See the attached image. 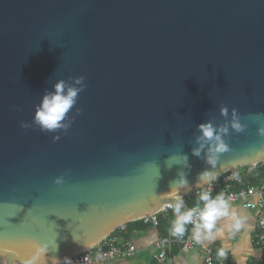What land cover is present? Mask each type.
I'll use <instances>...</instances> for the list:
<instances>
[{"label": "water", "instance_id": "obj_1", "mask_svg": "<svg viewBox=\"0 0 264 264\" xmlns=\"http://www.w3.org/2000/svg\"><path fill=\"white\" fill-rule=\"evenodd\" d=\"M59 82L75 102L44 130ZM262 130L264 0H0V264H59L183 206L264 163Z\"/></svg>", "mask_w": 264, "mask_h": 264}, {"label": "built area", "instance_id": "obj_2", "mask_svg": "<svg viewBox=\"0 0 264 264\" xmlns=\"http://www.w3.org/2000/svg\"><path fill=\"white\" fill-rule=\"evenodd\" d=\"M240 183L241 175L239 169H233L220 175L203 188L189 194L188 196H192L195 200L191 208L194 211L193 221L184 225V232L182 234H177L174 238L170 236L163 237L156 242L157 254L154 257L153 264H168L169 249L172 245H178L182 251L198 250L202 256V264H227L226 254L223 257L220 256L218 253L221 250L204 245L193 236V229L200 222L198 213L204 209L206 203L200 200V195L205 192L212 199H215L219 195L226 202H239L243 208L256 211L257 220L254 243L264 253V185L237 187ZM173 209V205L167 204L157 213L144 217L139 221L143 225L156 227L159 216ZM134 252L135 248L131 243L128 241L118 242L117 238L109 235L89 250L59 264H100L104 261L130 258Z\"/></svg>", "mask_w": 264, "mask_h": 264}, {"label": "crops", "instance_id": "obj_3", "mask_svg": "<svg viewBox=\"0 0 264 264\" xmlns=\"http://www.w3.org/2000/svg\"><path fill=\"white\" fill-rule=\"evenodd\" d=\"M180 200L183 204L180 213L183 214L187 212V208L184 200ZM227 205L228 215L219 217L213 228V232H219L220 235L207 240L203 238L207 230L201 229L202 236L198 240L195 236V226L194 238L204 245L223 250L227 256V264H252L260 261L264 254L254 243L256 211L243 208L239 202H227ZM176 220L177 213L174 207L172 211L160 215V223L157 227H144L140 221L123 226L116 231V234L120 235L117 241L131 243L135 248L133 256L104 261L100 264H153L157 254L156 242L170 234L176 235L174 231ZM237 220L241 222L239 229L235 227ZM168 264H202V256L198 250L182 251L179 246L172 245L169 249Z\"/></svg>", "mask_w": 264, "mask_h": 264}, {"label": "clouds", "instance_id": "obj_4", "mask_svg": "<svg viewBox=\"0 0 264 264\" xmlns=\"http://www.w3.org/2000/svg\"><path fill=\"white\" fill-rule=\"evenodd\" d=\"M79 82V81H78ZM77 89H69L67 93H64L63 82H59L54 86V92L43 97L41 101L40 110L36 113L35 119L40 127L44 130L52 131L59 127H62L61 121L64 119L67 112L73 106L75 102V97L77 95ZM239 130V125H234ZM202 136L207 139L213 138V128L211 125H200L199 126ZM261 134H264L262 130ZM219 140V137H216ZM225 146L222 143H218L213 151L223 152L225 151ZM194 155H199L196 151ZM209 164H214L215 161L212 158L208 160ZM209 177L208 173L201 175V180H206ZM56 183H60L59 180ZM185 181L181 179L179 185L183 186ZM200 200L206 202L204 209L198 213L201 223L196 225L195 236L199 240L201 239L202 233L201 229L207 230L203 234V238L207 240H212L216 236L220 235L219 232H213V228L216 220L219 217L228 215V205L222 196H217L215 199L210 198L207 192L200 195ZM181 203L178 202L175 206L177 213V220L174 224V231L176 234H182L184 232V225L193 221L194 211L189 210L183 214L180 213ZM235 227L239 229L241 227V222L236 221ZM45 251L44 248L38 250V254L34 255L26 264H44V261L40 259V256ZM220 256H225V252L221 250L218 253Z\"/></svg>", "mask_w": 264, "mask_h": 264}, {"label": "trees", "instance_id": "obj_5", "mask_svg": "<svg viewBox=\"0 0 264 264\" xmlns=\"http://www.w3.org/2000/svg\"><path fill=\"white\" fill-rule=\"evenodd\" d=\"M239 171H242L240 173V175H241V183L239 185H237V187L259 186V185H263L264 184V164L263 163L258 164L254 168L242 167V168H239ZM183 200H184L185 206L187 208V211L191 210V208H192V206L194 205V202H195L193 197L192 196H186V197L183 198ZM159 223H160V216L158 218V225H159ZM127 225H125V226H127ZM143 226L147 227V225H143ZM176 235L170 234V237L174 238ZM252 264H264V255H263V258L260 261L252 263Z\"/></svg>", "mask_w": 264, "mask_h": 264}, {"label": "bare ground", "instance_id": "obj_6", "mask_svg": "<svg viewBox=\"0 0 264 264\" xmlns=\"http://www.w3.org/2000/svg\"><path fill=\"white\" fill-rule=\"evenodd\" d=\"M181 199H183V198H181ZM119 230V229H118Z\"/></svg>", "mask_w": 264, "mask_h": 264}]
</instances>
